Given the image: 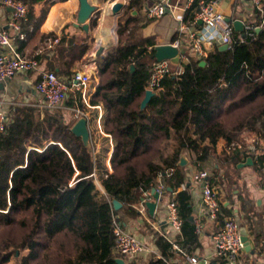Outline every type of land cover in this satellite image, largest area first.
Masks as SVG:
<instances>
[{"label":"trees","instance_id":"obj_1","mask_svg":"<svg viewBox=\"0 0 264 264\" xmlns=\"http://www.w3.org/2000/svg\"><path fill=\"white\" fill-rule=\"evenodd\" d=\"M143 2L129 0L127 12ZM192 9L184 13L185 20L192 19ZM131 19L128 13L119 19L118 45L98 63V84L90 98L91 106L106 110L102 129L114 142L112 172L101 176V189L92 178V150L70 131L78 118L65 117L62 108L44 109L41 119L30 108L17 110L0 135V264L13 257L17 264H116V259L161 264L152 258L124 259L114 251L112 234L113 217H137L132 207L150 195L158 178L162 194L176 192L173 200L182 225L176 244L181 252L156 233L154 244L166 261L182 260L199 244L191 194L188 189L177 192L185 180L180 159L194 154L195 162H202L220 140L237 149L243 132L264 142V26L229 50L214 48L203 67L187 53L180 76L173 74L178 66L170 62L172 76L141 111L156 60L154 43L135 38ZM263 19L264 8L253 11L249 23L258 27ZM232 36L236 41L239 35ZM197 74L209 77L210 90L195 87ZM64 103L73 106L70 98ZM113 200L123 205L117 211Z\"/></svg>","mask_w":264,"mask_h":264},{"label":"crops","instance_id":"obj_2","mask_svg":"<svg viewBox=\"0 0 264 264\" xmlns=\"http://www.w3.org/2000/svg\"><path fill=\"white\" fill-rule=\"evenodd\" d=\"M19 1L29 6L27 21L22 22L20 26L21 34L25 36L24 40H20L9 26L12 10L3 4V0H0V29L8 33L12 43L24 55L31 56L40 49L43 51L39 57L40 67L37 71L16 75L13 79L0 84V111L13 121L17 110L30 108L33 110V116L41 119L44 111L43 101L36 92V85L40 81L42 72H53L65 81H70L75 73L93 72L84 90H72L67 93L66 99H72L73 106L65 107L62 104L61 108H64L65 117H69L70 114L76 117L77 111H80L87 119L94 165L98 160V167L96 165L94 167L98 182L94 183L101 189V176L106 171L112 172L110 160L114 142L102 129L106 110L102 105H90V98L98 84L97 71L96 73L94 71L98 70L97 65L103 60H96L93 54L100 46L105 49V57L114 51L118 45L116 31L119 19L126 13L132 18L130 30H133L137 40H139L138 37L150 39L154 47L170 44L177 38V19L181 15L180 9L184 0H171L173 7L176 8L166 13L160 20H150L146 17L147 7L160 0H144L140 8H137L136 4L128 12L129 0H88L96 11L87 23V30H84L77 22L79 0ZM200 2L201 0H197L194 3L196 7L190 8L194 11L193 16L198 11ZM117 3L124 4L125 8L120 14L114 15L111 8ZM220 12L226 19H230V22L241 21L244 24H250L249 18L253 10L249 5V0H224L220 4ZM115 36L116 42H114ZM54 39L59 40L58 44L48 48L49 42ZM182 43L188 45L184 34ZM150 48V46L147 47V49ZM59 69L64 72L63 75L57 74ZM67 75L70 76V80ZM195 87L203 91L210 90L211 80L205 74H197ZM248 140L249 138L239 144V146L243 144L245 148V150L241 148V152H236L239 148L228 146L225 141L220 140L202 162H195L194 154L183 156L186 162L185 180L177 192L189 190L193 210L192 220L194 224L195 222L201 224V233L196 234L199 246L193 254L184 255L182 260L177 261L191 264L187 258L194 257L198 264H228L215 255L211 237L222 227L223 219L233 215L239 223L241 237H246L250 245L249 251H244L242 261L263 264L260 260V252L264 248V142L260 138L256 141L251 140V143ZM249 159H251V164L248 163ZM197 171L208 173V183L216 192L217 200L221 205V211L216 220H210L206 216L205 208L201 203V187L192 178ZM162 186V180L156 179L154 188L159 192V198L153 216H149L145 207L146 202L155 201L151 192L150 195L144 194V198L140 201L141 204L132 207L139 213L137 217L120 215L122 218L120 221L125 229L143 242L147 248L157 253L158 250L154 244L155 233L166 240H174L175 244L180 235L173 232L164 221L165 205L174 199L176 192L162 194L164 191ZM170 190L168 188V192ZM137 258L143 260L152 258L156 261L154 256L148 252ZM126 260L129 261V259Z\"/></svg>","mask_w":264,"mask_h":264},{"label":"built area","instance_id":"obj_3","mask_svg":"<svg viewBox=\"0 0 264 264\" xmlns=\"http://www.w3.org/2000/svg\"><path fill=\"white\" fill-rule=\"evenodd\" d=\"M197 0H184L180 9V16L177 19L176 34L177 38L169 45L177 50V70L174 75L180 76L183 66L188 63V54L193 55L198 61L203 62L208 58V54L226 45L229 50L233 43H243L246 38H252L253 32L264 26V19L260 26L252 24H243L242 31L238 34V39H233V22H227L226 17L220 12V4L224 0H201L199 9L190 20H185L184 13L189 10ZM3 4L12 10L9 26L16 32L20 40L25 36L20 32L21 23L27 21L29 6L19 0H3ZM249 5L253 11L263 12L264 0H249ZM171 0H160L153 2L146 9V17L150 20H160L164 15L175 9ZM94 14V13H93ZM92 14V16H93ZM196 26H199L197 29ZM186 37L188 45L182 43V36ZM59 40L54 39L49 42L48 48L58 44ZM150 50V49H148ZM42 49L35 51L31 56L24 55L12 43V39L5 30L0 29V84L13 79L16 75L25 74L31 71H37L40 67L39 57L42 55ZM171 61L155 63L149 71L150 78L147 83V90L156 93L162 89V82L166 77L172 76L169 66ZM97 69H95L96 73ZM93 72L87 74L75 73L70 81L58 77L53 72H42L41 78L36 85V92L42 98L43 109L50 112L61 108L66 100L67 93L72 90H84L90 82ZM146 90V91H147ZM85 117L82 112L77 111L76 118ZM12 123L0 111V135H2L7 126ZM237 148L241 149L239 145ZM94 182H98L95 168L92 174ZM193 181L201 187V203L205 208L206 216L210 220H216L221 211V205L217 200V195L212 186L208 183V173L197 171L193 175ZM163 190V189H162ZM164 221L165 224L176 234L181 232V219L179 217L178 206L171 200L165 205ZM222 227L212 235L211 241L214 244L215 255L228 264H254L252 262L242 261L245 246L239 231V223L233 215L226 216L222 221ZM195 233H201V224L195 222ZM112 234L114 238V251L124 259H133L144 253H150L156 261L161 264H183V262L173 260L167 262L156 251L150 250L147 246L130 234L118 217L112 219ZM172 244L174 249L181 252L175 241L166 240ZM260 260L264 264V248L260 252ZM191 264H198L194 257L187 258Z\"/></svg>","mask_w":264,"mask_h":264},{"label":"water","instance_id":"obj_4","mask_svg":"<svg viewBox=\"0 0 264 264\" xmlns=\"http://www.w3.org/2000/svg\"><path fill=\"white\" fill-rule=\"evenodd\" d=\"M80 8L77 16V22L78 24L82 25L84 30L88 29V21L90 20L92 14L96 11V8L91 6L88 2V0H79ZM125 8L124 4L117 3L114 4L111 8V11L114 15H118L121 13V11ZM230 19H227V22H230ZM233 29L235 32L240 33L242 31L243 24L240 21H234L232 23ZM259 31V30H256ZM219 51H226L227 46L221 45V47L218 48ZM156 63L164 62L165 60H169L174 64H177V50L170 46L169 44H165V46H156L154 47V54ZM105 58V49L103 47H98L95 52V59H104ZM206 62L203 61L200 63V67L205 66ZM130 70H133V67H130ZM145 98L140 103V110H144L146 106L148 105L150 99L155 96V93L147 90L145 92ZM71 133L79 138L83 144V146L89 150H91V144H90V134L88 130V122L85 117H80L77 122L72 126ZM248 163L251 164V159L248 160ZM186 165L185 159L182 157L178 163L179 167H184ZM151 194L154 196L155 201L154 202H146L145 207L148 211L149 216H153L156 210V203L159 198V192L153 188L151 190ZM112 207L113 210L117 211L121 208V204L117 202L116 200L112 201ZM242 242L244 243L245 250L249 251L250 245L246 240V237H242ZM116 264H125L123 259H116Z\"/></svg>","mask_w":264,"mask_h":264},{"label":"rangeland","instance_id":"obj_5","mask_svg":"<svg viewBox=\"0 0 264 264\" xmlns=\"http://www.w3.org/2000/svg\"><path fill=\"white\" fill-rule=\"evenodd\" d=\"M117 32V31H116ZM118 37V36H117ZM114 42H116V36L114 37ZM93 58H95V53L93 54ZM63 105L66 107V103H63ZM60 111L64 112V108L60 109ZM264 121V120H263ZM257 128L260 130V132L262 131L260 129V125L257 126ZM249 138L248 142L251 143L252 141L251 140H259L258 138V135L254 134V133H248V132H243L241 135H240V138H239V143H244L247 139ZM96 167H98V160L96 161L95 163ZM21 256L22 255H25L26 254V251H23L20 253ZM9 264H17V259L16 258H12L10 263Z\"/></svg>","mask_w":264,"mask_h":264},{"label":"bare ground","instance_id":"obj_6","mask_svg":"<svg viewBox=\"0 0 264 264\" xmlns=\"http://www.w3.org/2000/svg\"><path fill=\"white\" fill-rule=\"evenodd\" d=\"M104 43V42H103Z\"/></svg>","mask_w":264,"mask_h":264}]
</instances>
